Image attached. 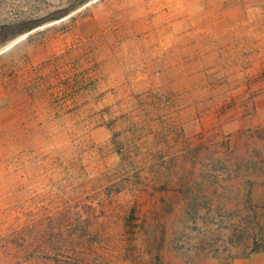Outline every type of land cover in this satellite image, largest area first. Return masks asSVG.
<instances>
[{"label": "rangeland", "instance_id": "1", "mask_svg": "<svg viewBox=\"0 0 264 264\" xmlns=\"http://www.w3.org/2000/svg\"><path fill=\"white\" fill-rule=\"evenodd\" d=\"M120 163L147 192H107ZM184 183L210 211L161 264H226L264 212V0H0V264H55L82 225L98 264H131L124 217ZM201 246L221 258L187 263Z\"/></svg>", "mask_w": 264, "mask_h": 264}, {"label": "trees", "instance_id": "2", "mask_svg": "<svg viewBox=\"0 0 264 264\" xmlns=\"http://www.w3.org/2000/svg\"><path fill=\"white\" fill-rule=\"evenodd\" d=\"M115 120L113 122L114 125L117 124ZM116 137L117 132L114 134L112 145L116 149L120 148L118 153L123 157L125 150L123 152V148L119 145ZM123 159L127 160L128 158L124 157ZM143 173L142 170L136 171V168L120 163L115 174L105 175L103 178V180L109 182L113 179L120 180L105 189L110 194H119L126 189H132L139 193L147 192L149 187V184H147L148 178H145L142 175ZM118 174L121 175L119 176ZM206 191L202 186L195 188L190 184L184 183L182 188L177 191L179 196L167 200L162 211L153 212L149 219L139 220L140 218L135 211L128 217H124L123 237L125 236L124 239L128 242L126 249L130 253L126 256L127 260L131 264H147L145 258L150 257L151 260L153 257L155 263L150 261L149 264H161L165 260L163 250L167 245H173V243L180 244L177 249L183 251L185 243L189 241V238L186 240L185 234H183L184 228L191 227L190 224L197 223L199 218H201L200 213L202 211H210V203L207 201L209 199L205 197ZM199 201L204 203L201 204ZM179 205L182 207L177 211L176 207ZM251 213L252 223L249 224L250 226L242 231H234L231 242H228L230 246L227 250L228 254L221 260L225 261L226 264H230V261L232 262L252 253H264V212L257 208L252 210ZM175 219H178L176 226ZM169 226L173 231L172 235H170L171 229ZM128 235L134 238L132 239ZM93 242L94 237L88 233L86 226H76L70 242L72 249L68 250L67 247V254L65 252L58 253L54 260L55 264H98L100 259L99 251L96 248H92ZM61 243L59 242L58 245ZM191 253L194 254L192 255ZM217 253L218 249L212 253L201 246L195 248V251L193 248H188L184 253L182 252V256L187 263H190L195 257H204L205 259L221 258Z\"/></svg>", "mask_w": 264, "mask_h": 264}]
</instances>
